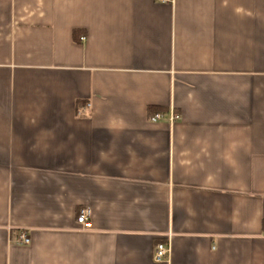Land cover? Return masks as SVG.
Segmentation results:
<instances>
[{
  "label": "crops",
  "instance_id": "0c3cea01",
  "mask_svg": "<svg viewBox=\"0 0 264 264\" xmlns=\"http://www.w3.org/2000/svg\"><path fill=\"white\" fill-rule=\"evenodd\" d=\"M263 222L264 0H0V264H264Z\"/></svg>",
  "mask_w": 264,
  "mask_h": 264
},
{
  "label": "built area",
  "instance_id": "2783aa9c",
  "mask_svg": "<svg viewBox=\"0 0 264 264\" xmlns=\"http://www.w3.org/2000/svg\"><path fill=\"white\" fill-rule=\"evenodd\" d=\"M160 2H169V0H159ZM83 40V38L81 39ZM180 119V116L174 112H171L170 115L165 118L162 113H156L149 120L152 123H158L167 121L172 124ZM77 223L81 226L82 229H88L90 227V211L88 209H83L79 212L77 216ZM20 242L24 245L29 244V238L25 232H22L19 236ZM170 254L169 244L159 243L156 245L153 253V261L155 263H162L168 260Z\"/></svg>",
  "mask_w": 264,
  "mask_h": 264
},
{
  "label": "trees",
  "instance_id": "16d2710c",
  "mask_svg": "<svg viewBox=\"0 0 264 264\" xmlns=\"http://www.w3.org/2000/svg\"><path fill=\"white\" fill-rule=\"evenodd\" d=\"M263 228H264V222H263Z\"/></svg>",
  "mask_w": 264,
  "mask_h": 264
}]
</instances>
